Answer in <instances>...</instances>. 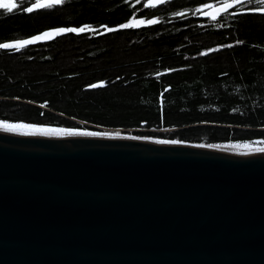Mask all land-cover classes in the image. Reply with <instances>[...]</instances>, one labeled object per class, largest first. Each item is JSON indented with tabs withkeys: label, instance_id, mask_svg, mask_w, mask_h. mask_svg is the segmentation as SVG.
<instances>
[{
	"label": "water",
	"instance_id": "1",
	"mask_svg": "<svg viewBox=\"0 0 264 264\" xmlns=\"http://www.w3.org/2000/svg\"><path fill=\"white\" fill-rule=\"evenodd\" d=\"M89 133L0 118V264H264V148Z\"/></svg>",
	"mask_w": 264,
	"mask_h": 264
},
{
	"label": "trees",
	"instance_id": "2",
	"mask_svg": "<svg viewBox=\"0 0 264 264\" xmlns=\"http://www.w3.org/2000/svg\"><path fill=\"white\" fill-rule=\"evenodd\" d=\"M192 9L178 1L142 25L129 21L151 14H136L126 0L0 9V43L50 27L77 30L0 48V118L217 146L264 145V14L205 25Z\"/></svg>",
	"mask_w": 264,
	"mask_h": 264
},
{
	"label": "flooded vegetation",
	"instance_id": "3",
	"mask_svg": "<svg viewBox=\"0 0 264 264\" xmlns=\"http://www.w3.org/2000/svg\"><path fill=\"white\" fill-rule=\"evenodd\" d=\"M40 0H15L12 7H22L24 9L31 8L32 11L37 10H52L57 6H61L65 3L66 0H61L60 3L54 2L49 3L45 6H37L36 3ZM131 7L137 8L136 14L144 11L145 13L151 14V17L147 15L137 16L133 21L135 25H142L147 23H154L159 20L160 15H158V11H160L163 6H172V4L186 0H162L161 2H156L152 0H126ZM189 6H192L193 13L192 17L196 18L200 24L212 25L217 21H223L225 19H231V17L239 15V14H253L259 13L264 14V3H261L260 0H187ZM229 2H235L230 7L225 10L217 13L216 15L205 14L206 12L211 11L218 5H222ZM30 11V12H32ZM29 12V11H28ZM144 13V14H145ZM178 18H172L173 20H177ZM128 21L122 23L125 24Z\"/></svg>",
	"mask_w": 264,
	"mask_h": 264
},
{
	"label": "rangeland",
	"instance_id": "4",
	"mask_svg": "<svg viewBox=\"0 0 264 264\" xmlns=\"http://www.w3.org/2000/svg\"><path fill=\"white\" fill-rule=\"evenodd\" d=\"M15 1V0H14ZM34 126H39V127H45V126H40V125H34ZM48 128V127H47ZM56 129V128H54ZM58 130H63V131H72V132H83V133H87V132H94V133H102V132H108V133H115V134H123V135H133L132 133L130 132H125V131H122L120 129H117V130H109V129H102V130H97V131H81V130H78V129H58ZM158 139V138H157ZM236 147H239V148H242V149H246V148H264V145H250V144H243V145H234V146H231L229 148H235ZM236 149V148H235Z\"/></svg>",
	"mask_w": 264,
	"mask_h": 264
},
{
	"label": "snow or ice",
	"instance_id": "5",
	"mask_svg": "<svg viewBox=\"0 0 264 264\" xmlns=\"http://www.w3.org/2000/svg\"><path fill=\"white\" fill-rule=\"evenodd\" d=\"M14 0H0V9H7L9 12L12 11V4ZM57 3H60L61 0H56ZM261 3H264V0H260ZM25 11H32L31 8H26ZM60 31H65L64 29H61ZM67 31H77L76 29H67ZM79 31H83V29H80ZM8 44H0V48H8ZM95 87V85H93ZM90 135H94V133H89ZM135 139V138H134ZM158 143H177V141H158ZM201 147L203 145H200ZM211 147V145H210Z\"/></svg>",
	"mask_w": 264,
	"mask_h": 264
},
{
	"label": "bare ground",
	"instance_id": "6",
	"mask_svg": "<svg viewBox=\"0 0 264 264\" xmlns=\"http://www.w3.org/2000/svg\"><path fill=\"white\" fill-rule=\"evenodd\" d=\"M227 148H229V147H227ZM231 149H235V148H231Z\"/></svg>",
	"mask_w": 264,
	"mask_h": 264
}]
</instances>
